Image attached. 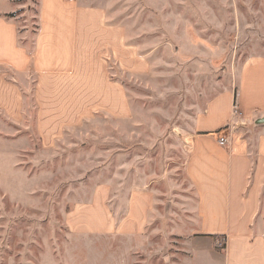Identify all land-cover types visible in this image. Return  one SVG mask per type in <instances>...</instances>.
Wrapping results in <instances>:
<instances>
[{"label":"rangeland","instance_id":"rangeland-1","mask_svg":"<svg viewBox=\"0 0 264 264\" xmlns=\"http://www.w3.org/2000/svg\"><path fill=\"white\" fill-rule=\"evenodd\" d=\"M8 1L0 8L10 6L34 36L39 0ZM77 1L104 8L110 23L125 26L128 44L146 63L143 70H121L111 49L103 56L127 86L132 115L126 121L96 115L43 150L36 146L30 106L26 126L10 143L0 140V264H183L188 234L198 228L186 135L214 96L243 89L245 62L264 54V0ZM81 69L82 63L74 70L80 77ZM27 77L20 78L32 88L35 78ZM252 160L253 181L256 153ZM147 181L157 201L142 234L95 232L84 227L82 214L70 217L93 202L100 185L110 184L106 203L117 227L134 188Z\"/></svg>","mask_w":264,"mask_h":264},{"label":"crops","instance_id":"crops-1","mask_svg":"<svg viewBox=\"0 0 264 264\" xmlns=\"http://www.w3.org/2000/svg\"><path fill=\"white\" fill-rule=\"evenodd\" d=\"M11 12L10 6L0 8V140L10 143L9 136L26 126L30 106L35 108L36 146L43 150L53 149L67 130L96 115L119 121L132 115L127 86L113 77V66L103 56L111 49L121 70H143L146 63L128 44L126 27L110 23L104 8L82 6L77 0H39L34 36L8 16ZM95 61L98 90L93 84ZM81 63L80 77L74 70ZM257 70L264 73V54L245 62L239 77L243 89L237 86L214 96L186 135V174L197 197L198 228L188 234L183 264H264V123H257L264 118V75L252 76ZM23 75L35 78L32 88L22 83ZM260 83L262 90L257 89ZM221 136L229 140L227 145L219 143ZM111 192L110 184L100 185L93 202L70 217L82 214L84 227L95 232L142 234L156 209L151 182L134 188L117 227L106 203Z\"/></svg>","mask_w":264,"mask_h":264},{"label":"built area","instance_id":"built-area-1","mask_svg":"<svg viewBox=\"0 0 264 264\" xmlns=\"http://www.w3.org/2000/svg\"><path fill=\"white\" fill-rule=\"evenodd\" d=\"M219 143L223 146L227 145L229 143V140L225 138L224 136L219 137Z\"/></svg>","mask_w":264,"mask_h":264},{"label":"water","instance_id":"water-1","mask_svg":"<svg viewBox=\"0 0 264 264\" xmlns=\"http://www.w3.org/2000/svg\"><path fill=\"white\" fill-rule=\"evenodd\" d=\"M257 123H264V118L259 119Z\"/></svg>","mask_w":264,"mask_h":264},{"label":"trees","instance_id":"trees-1","mask_svg":"<svg viewBox=\"0 0 264 264\" xmlns=\"http://www.w3.org/2000/svg\"><path fill=\"white\" fill-rule=\"evenodd\" d=\"M8 16H11V17H14L15 15L14 14H9ZM225 246V244L223 245V247Z\"/></svg>","mask_w":264,"mask_h":264}]
</instances>
